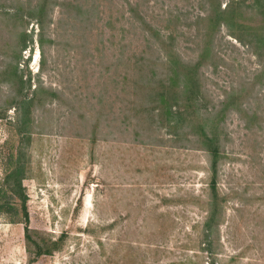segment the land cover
<instances>
[{
	"label": "rangeland",
	"instance_id": "rangeland-1",
	"mask_svg": "<svg viewBox=\"0 0 264 264\" xmlns=\"http://www.w3.org/2000/svg\"><path fill=\"white\" fill-rule=\"evenodd\" d=\"M217 4L231 27H211ZM249 24L264 33V0H0V264H264V36L247 42ZM171 35L201 61L182 114L156 101ZM17 165L51 252L26 237Z\"/></svg>",
	"mask_w": 264,
	"mask_h": 264
},
{
	"label": "trees",
	"instance_id": "trees-1",
	"mask_svg": "<svg viewBox=\"0 0 264 264\" xmlns=\"http://www.w3.org/2000/svg\"><path fill=\"white\" fill-rule=\"evenodd\" d=\"M213 12H214L213 15L208 16L209 22H211L210 24H212L211 27L213 26L219 27L222 18H224L225 20L224 23L228 25L229 27L233 25V21H230V19L235 17L236 14H235L234 8H232L231 5L225 8H221V6L217 4L216 7H214ZM246 28H247V36H248L247 42H252L253 40H256L259 36L261 37L262 35L264 36V33L259 32L258 30H254V26L252 24H249ZM230 34L236 37L240 41H244V42L246 41L244 36L240 33L230 30ZM169 39L170 41L168 39L162 40V47L164 46L167 52L166 56H163V59H164V62L167 63V66L169 69L168 71L169 75L167 76L169 80L168 82L162 79L159 81V85L161 86V88L159 89V92H158L159 96L157 97L156 101L159 103L158 105L160 106V108L161 107L162 109L167 108L172 113L173 112L172 109L174 107H177L178 110H175V109L174 110L178 111V113L180 112L179 114H182L181 111L189 110L193 100L195 99V96L192 95L194 92H191V91H193L194 89L193 87L194 85H196V80H197L196 76L198 74V70H199L198 68L200 67L201 61L197 60L196 62L189 64L184 59H181L180 56L174 50V47L172 46L174 44L173 42L174 36L171 35ZM26 43H27L26 39L23 40L22 46H26L27 45ZM211 49L212 48H208V46L206 47V51H211ZM18 68H20L19 64L18 63L14 64L13 62L11 63V67L8 68V70L12 74H15V72L18 73ZM148 72L149 71L146 72L145 76L151 81H153L154 74L150 75ZM18 74L20 76V81L22 82V84H25L27 80L24 78V75L22 73H18ZM181 77L185 78L184 84L181 86L178 85L176 87V84H177L176 81L181 79ZM184 96H185V100H182ZM30 100H33V96L28 97L26 94L22 93V96L20 97V100L18 103L26 104L27 102H30ZM210 126L214 128V122H212ZM204 133L205 135L203 136L204 138H206L207 145L213 143L216 140L214 134L212 133L209 134L208 132H204ZM210 151L212 153L211 167L213 168V171H214V175H213V178L210 184L211 200H212V203L214 204V208L208 211L204 225H206V227L208 228H211L213 225H216L215 228L218 229V227H220L219 224L221 222V220L219 219L220 216L218 215L219 210H217L219 207V200H220V193H219L218 180H217L218 159H219L220 151L217 147L216 148L210 147ZM23 171H24V168H22L21 165H17L9 171L7 175V179L9 180L12 177H15L17 179V182L12 186V189H15L21 195L22 200H23L22 203H23V208L25 210V215H26V227H25L26 237L30 242H33L37 246L36 254L40 255L44 252H51L52 249L45 248V246H43V244L37 241L31 234L28 210L26 206V200H27L26 194L22 191L23 186H22V176L21 175L24 174ZM54 243L56 247L58 245V241L56 240ZM207 248L211 249L212 246L209 244Z\"/></svg>",
	"mask_w": 264,
	"mask_h": 264
}]
</instances>
